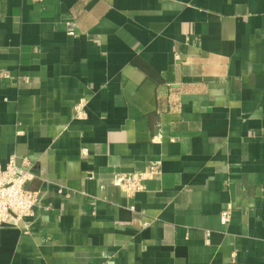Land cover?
<instances>
[{
	"label": "crops",
	"instance_id": "obj_1",
	"mask_svg": "<svg viewBox=\"0 0 264 264\" xmlns=\"http://www.w3.org/2000/svg\"><path fill=\"white\" fill-rule=\"evenodd\" d=\"M14 154L40 201L0 264H264V0H0Z\"/></svg>",
	"mask_w": 264,
	"mask_h": 264
},
{
	"label": "built area",
	"instance_id": "obj_2",
	"mask_svg": "<svg viewBox=\"0 0 264 264\" xmlns=\"http://www.w3.org/2000/svg\"><path fill=\"white\" fill-rule=\"evenodd\" d=\"M85 106V99L76 104L74 118L81 120L87 117ZM159 172L157 164H153L146 173L120 174L115 181L121 190L131 197L145 188L144 181L147 178ZM35 177L33 162L27 157L22 158L19 163L18 156L14 154L10 157L5 168L0 167V225L21 226L24 219L33 214L40 201L39 191L29 187V183ZM230 217L231 212L228 210L221 214L224 224L230 221Z\"/></svg>",
	"mask_w": 264,
	"mask_h": 264
}]
</instances>
